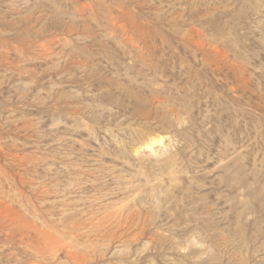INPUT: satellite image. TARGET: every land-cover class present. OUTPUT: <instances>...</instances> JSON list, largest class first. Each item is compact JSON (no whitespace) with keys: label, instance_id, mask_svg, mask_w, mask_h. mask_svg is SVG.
I'll use <instances>...</instances> for the list:
<instances>
[{"label":"rangeland","instance_id":"rangeland-1","mask_svg":"<svg viewBox=\"0 0 264 264\" xmlns=\"http://www.w3.org/2000/svg\"><path fill=\"white\" fill-rule=\"evenodd\" d=\"M0 264H264V0H0Z\"/></svg>","mask_w":264,"mask_h":264},{"label":"bare ground","instance_id":"bare-ground-1","mask_svg":"<svg viewBox=\"0 0 264 264\" xmlns=\"http://www.w3.org/2000/svg\"><path fill=\"white\" fill-rule=\"evenodd\" d=\"M162 140V139H161ZM159 144V143H158ZM153 145L155 146V144L153 143ZM165 146V145H164ZM145 148L147 149V150H154L153 148H152V146L151 145H145ZM144 148V149H145ZM159 150V149H158ZM154 152H155V150H154ZM256 210V209H255ZM3 228V227H2Z\"/></svg>","mask_w":264,"mask_h":264}]
</instances>
